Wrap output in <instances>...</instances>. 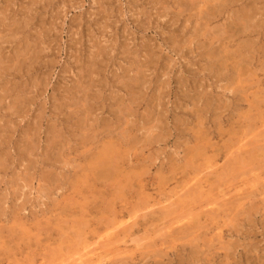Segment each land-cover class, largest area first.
I'll use <instances>...</instances> for the list:
<instances>
[{"label": "rangeland", "instance_id": "rangeland-1", "mask_svg": "<svg viewBox=\"0 0 264 264\" xmlns=\"http://www.w3.org/2000/svg\"><path fill=\"white\" fill-rule=\"evenodd\" d=\"M0 264H264V0H0Z\"/></svg>", "mask_w": 264, "mask_h": 264}, {"label": "bare ground", "instance_id": "bare-ground-1", "mask_svg": "<svg viewBox=\"0 0 264 264\" xmlns=\"http://www.w3.org/2000/svg\"><path fill=\"white\" fill-rule=\"evenodd\" d=\"M215 3V2H214ZM246 20V19H244ZM13 63V62H12ZM14 64V63H13ZM6 105H9L8 103ZM249 119V118H248ZM252 144V143H251ZM236 146V145H235ZM259 146V145H258ZM244 155V154H243ZM249 157V156H248ZM249 159V158H248ZM247 161V160H246ZM238 163V162H237ZM244 165V164H243ZM248 167V166H247ZM239 176V175H238ZM181 197V196H180ZM230 203V202H229ZM203 211V210H202ZM230 213V212H229ZM205 216V215H204ZM218 221V220H217ZM184 230V229H183ZM145 249V248H144Z\"/></svg>", "mask_w": 264, "mask_h": 264}]
</instances>
